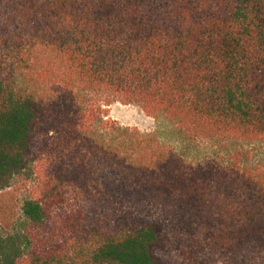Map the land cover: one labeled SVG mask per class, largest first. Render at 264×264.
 I'll return each mask as SVG.
<instances>
[{
    "label": "trees",
    "instance_id": "obj_1",
    "mask_svg": "<svg viewBox=\"0 0 264 264\" xmlns=\"http://www.w3.org/2000/svg\"><path fill=\"white\" fill-rule=\"evenodd\" d=\"M116 103L181 147L109 120ZM248 144L264 0H0V193L20 191L0 264H264Z\"/></svg>",
    "mask_w": 264,
    "mask_h": 264
},
{
    "label": "rangeland",
    "instance_id": "obj_2",
    "mask_svg": "<svg viewBox=\"0 0 264 264\" xmlns=\"http://www.w3.org/2000/svg\"><path fill=\"white\" fill-rule=\"evenodd\" d=\"M107 118L121 127L133 128L142 134H152L159 131L156 133L159 141L175 149L176 147L180 148L182 145L179 137L172 131L169 125L164 122H159V130H156L158 129L157 122L146 116L138 106L122 105L119 103L112 104L108 108ZM38 139H40V137L36 138V140ZM248 145L255 150L254 153L258 155L259 159L257 160H259V163H264V146L256 144ZM19 192L6 191L0 193V204H3L4 207L8 205L17 212L20 206V201L18 199Z\"/></svg>",
    "mask_w": 264,
    "mask_h": 264
}]
</instances>
